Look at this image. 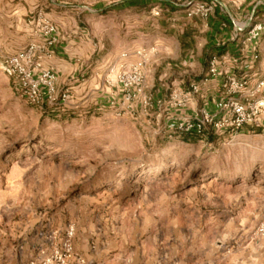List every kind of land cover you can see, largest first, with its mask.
<instances>
[{"label":"rangeland","instance_id":"1","mask_svg":"<svg viewBox=\"0 0 264 264\" xmlns=\"http://www.w3.org/2000/svg\"><path fill=\"white\" fill-rule=\"evenodd\" d=\"M192 1L0 0V60L50 19L64 59L99 68L79 82L104 86L121 53L144 49L149 88L165 95L206 71L217 8L264 13V0H210L209 18L188 17ZM111 91L44 111L0 70V264H264V125L169 137L141 111L117 116Z\"/></svg>","mask_w":264,"mask_h":264},{"label":"built area","instance_id":"2","mask_svg":"<svg viewBox=\"0 0 264 264\" xmlns=\"http://www.w3.org/2000/svg\"><path fill=\"white\" fill-rule=\"evenodd\" d=\"M209 1L180 5L186 7L188 17L207 19L214 11L213 1ZM260 4L247 16L228 14L220 26L226 34L214 43L207 69L198 78L168 86L165 95L154 94L144 69L150 57L144 49H136L121 53L111 63L118 67L117 74L108 75L99 91L113 90L110 106L117 116L141 111L154 117L159 127L163 125L169 137L193 135L204 139L216 135L234 139L248 127L264 125V13ZM43 22L42 39L3 55L0 70L20 97L44 111L78 109L83 103L88 107V97L76 100L73 83L78 77L59 82L58 69L51 59L61 34L50 19ZM60 262L65 264V258Z\"/></svg>","mask_w":264,"mask_h":264},{"label":"crops","instance_id":"3","mask_svg":"<svg viewBox=\"0 0 264 264\" xmlns=\"http://www.w3.org/2000/svg\"><path fill=\"white\" fill-rule=\"evenodd\" d=\"M217 15L227 20L226 14L222 10V8H217ZM212 19H214V15H213V18H211L210 20L211 25L217 30L222 31L223 36H225L226 34L225 31H223L220 28V20L212 21ZM63 53H64V50H63L62 45L56 46V55L53 59V63L56 65L58 69L59 82L61 84H64L68 79L72 77H79L82 71H84L85 73H90L89 78H93V77L96 78V75H98V73H96V70L99 68L95 67L92 69L91 68L92 64H88V62L86 61H79V60L74 61L71 59V62H69V60L64 59L65 54ZM78 82H79V78L77 82L73 83L76 100L78 102L80 101V99L86 96L89 97L92 93L99 92V86L101 85L100 83L96 85V84L88 83V81L83 82V83L81 82L78 83Z\"/></svg>","mask_w":264,"mask_h":264}]
</instances>
